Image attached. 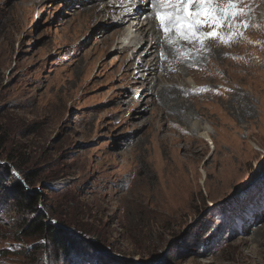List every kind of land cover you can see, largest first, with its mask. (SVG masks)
<instances>
[{"label": "rangeland", "instance_id": "rangeland-1", "mask_svg": "<svg viewBox=\"0 0 264 264\" xmlns=\"http://www.w3.org/2000/svg\"><path fill=\"white\" fill-rule=\"evenodd\" d=\"M96 3L0 0V264H264V1L244 0L220 55L185 45L178 99L123 72L130 53L101 40L114 18L87 24ZM194 121L214 128L210 156L183 135ZM16 183L87 257L26 237Z\"/></svg>", "mask_w": 264, "mask_h": 264}, {"label": "bare ground", "instance_id": "bare-ground-1", "mask_svg": "<svg viewBox=\"0 0 264 264\" xmlns=\"http://www.w3.org/2000/svg\"><path fill=\"white\" fill-rule=\"evenodd\" d=\"M94 1L97 2L96 5H101L100 9L96 11V6L90 7V10L87 11L90 16H86L88 21L86 19L85 22L87 21V24H89L99 19L106 20L114 18V21L111 23L114 27L101 40L104 42L110 41L113 45L116 44L114 46V54L130 53L129 56L127 55L123 59L124 63H126L123 72L129 73L133 69V72L137 71L136 75L139 80L136 83L139 82L140 86L149 90L152 95L159 96V94L164 93L172 99L177 95L178 99L182 92L187 89H193L194 82L192 78L186 75L183 69L184 63L189 58H183L184 53L181 55V52L185 51L183 50L185 45H187V49L191 54L197 52L196 54H198V57L201 56V59L210 54L220 55L221 47H216V45H220L221 41H207L206 44L208 43V47L211 45L215 47L206 49L205 47L202 48L199 43L190 44L182 40H177L175 39L174 33L171 37H167L156 19L155 11L149 6V0ZM103 4L105 5L102 6ZM260 14L262 21H264V5L260 8ZM120 29L123 30L122 33ZM169 39H171V43ZM225 39L231 40V37L225 36ZM233 41L225 45L229 47L233 44ZM190 59L192 60V58ZM157 73L158 75H156ZM135 79L137 80V77ZM180 82H182L181 85L178 84ZM155 85L158 87L157 92L155 91ZM184 131L188 132L183 133ZM184 131H182L184 136L194 134L197 140L206 141L212 151L209 153V156L215 152L216 146L213 141L215 131L213 127L201 121H194L190 129ZM163 148L166 150L165 146ZM254 148L257 149L258 147ZM200 173V184L204 185L207 174L203 168L200 170Z\"/></svg>", "mask_w": 264, "mask_h": 264}, {"label": "snow or ice", "instance_id": "snow-or-ice-1", "mask_svg": "<svg viewBox=\"0 0 264 264\" xmlns=\"http://www.w3.org/2000/svg\"><path fill=\"white\" fill-rule=\"evenodd\" d=\"M243 3L244 0H149L167 37L174 33L175 39L199 43L202 48L207 47V41L228 44L240 35L233 30L247 27Z\"/></svg>", "mask_w": 264, "mask_h": 264}, {"label": "trees", "instance_id": "trees-1", "mask_svg": "<svg viewBox=\"0 0 264 264\" xmlns=\"http://www.w3.org/2000/svg\"><path fill=\"white\" fill-rule=\"evenodd\" d=\"M3 144H4V140L0 138V151L2 149L1 147L3 146ZM6 158L9 161L13 160V158H10V156H7ZM14 161L18 162L14 166V168L16 169L15 172L22 175L23 173L22 165H21L22 160L20 159L19 156L18 157L16 156L14 157ZM0 168L7 170L6 167H0ZM22 178L26 185L30 187H34L37 177L34 178V176L25 174L22 175ZM13 189H14L13 191H16V193L22 197L21 199L22 202L19 205V207L21 208V213L28 214L31 216L25 228L23 229L24 233L26 234V237L35 238V239H47L52 243V245L58 252L64 255L76 251V254L73 255L71 258L87 257V254L78 244L79 242L78 239H75L71 235H68L64 230L55 228L52 224L47 223L46 217L38 212L37 203L40 198L39 194H37L36 192H34L33 194L26 193L19 183L14 184ZM4 197L6 196L4 195ZM4 199L6 201L7 198ZM39 248L40 247H37L36 249Z\"/></svg>", "mask_w": 264, "mask_h": 264}, {"label": "water", "instance_id": "water-1", "mask_svg": "<svg viewBox=\"0 0 264 264\" xmlns=\"http://www.w3.org/2000/svg\"><path fill=\"white\" fill-rule=\"evenodd\" d=\"M22 182V181H21ZM24 185V184H23ZM33 192H35V190L33 191Z\"/></svg>", "mask_w": 264, "mask_h": 264}]
</instances>
